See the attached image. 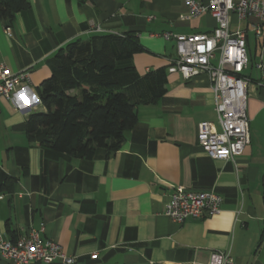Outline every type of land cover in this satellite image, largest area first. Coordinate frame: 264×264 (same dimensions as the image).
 Segmentation results:
<instances>
[{
	"label": "crops",
	"instance_id": "1",
	"mask_svg": "<svg viewBox=\"0 0 264 264\" xmlns=\"http://www.w3.org/2000/svg\"><path fill=\"white\" fill-rule=\"evenodd\" d=\"M27 1L9 24L0 20V62L26 72L28 85L14 102L0 98V233L14 239L43 225L42 238L57 242L73 264L206 263L219 250L234 264H263L264 90L250 85L243 153L212 159L196 139L199 122L217 126L208 77L167 71L176 46L162 34L207 31L213 17L179 20L187 11L181 0ZM126 32L142 49L131 58L136 71L164 68L167 82L162 95L137 107L119 149L98 148L83 159L30 144L25 122L44 111L37 88L50 76L47 60L71 41ZM258 47L256 57L264 55V34ZM174 185L217 193L220 211L173 222L164 208ZM0 264L12 263L0 256Z\"/></svg>",
	"mask_w": 264,
	"mask_h": 264
},
{
	"label": "built area",
	"instance_id": "2",
	"mask_svg": "<svg viewBox=\"0 0 264 264\" xmlns=\"http://www.w3.org/2000/svg\"><path fill=\"white\" fill-rule=\"evenodd\" d=\"M187 8L179 15L181 21H191L211 15L214 26L207 31L188 34L163 33L175 40L176 57L168 66L169 73H179L184 79L199 74L208 77L213 94L217 126L209 121L197 124L196 139L201 149L212 159L234 160L250 143L249 118L246 112L250 85L264 90V55L255 62L249 54L248 34L256 39L264 34V0H181ZM245 23L240 27V22ZM10 34V28H5ZM258 43V42H257ZM248 68H254L256 75ZM28 89L27 73L12 72L0 62V98L15 101L16 95ZM2 196H0L1 198ZM222 197L212 191H192L182 185L172 186L164 214L175 223L200 219L220 211ZM43 225L28 229L17 238H5L0 233V256L12 264H48L61 261L73 264L60 245L42 238ZM95 258V254L91 255ZM234 264L228 250L214 251L206 263Z\"/></svg>",
	"mask_w": 264,
	"mask_h": 264
},
{
	"label": "trees",
	"instance_id": "3",
	"mask_svg": "<svg viewBox=\"0 0 264 264\" xmlns=\"http://www.w3.org/2000/svg\"><path fill=\"white\" fill-rule=\"evenodd\" d=\"M27 7V0H0V20L9 24ZM141 50L131 32L94 35L60 48L47 60L50 76L37 88L44 111L26 118L28 142L83 159L98 148L117 151L137 121V107L165 92L164 68L140 75L133 66L131 58ZM262 201L264 206V187ZM258 242L264 243V219Z\"/></svg>",
	"mask_w": 264,
	"mask_h": 264
},
{
	"label": "rangeland",
	"instance_id": "4",
	"mask_svg": "<svg viewBox=\"0 0 264 264\" xmlns=\"http://www.w3.org/2000/svg\"><path fill=\"white\" fill-rule=\"evenodd\" d=\"M202 21L204 22V18H202ZM258 39L255 38L254 34L250 31V33L248 34V45H249V49L252 52V61L255 62L256 60V53L258 52ZM252 73L253 76L256 75V72L254 70V68H248L246 71H244L243 74L248 75L249 73Z\"/></svg>",
	"mask_w": 264,
	"mask_h": 264
}]
</instances>
